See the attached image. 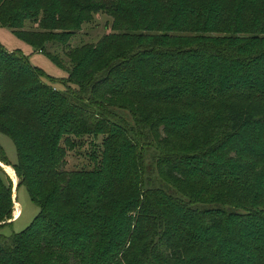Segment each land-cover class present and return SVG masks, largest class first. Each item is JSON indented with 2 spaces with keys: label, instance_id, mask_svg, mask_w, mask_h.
Masks as SVG:
<instances>
[{
  "label": "trees",
  "instance_id": "16d2710c",
  "mask_svg": "<svg viewBox=\"0 0 264 264\" xmlns=\"http://www.w3.org/2000/svg\"><path fill=\"white\" fill-rule=\"evenodd\" d=\"M259 2L0 0V27L69 72L57 90L0 46V133L39 208L0 237V264H264V148L246 137L264 130ZM100 13L112 32L71 48ZM87 136L101 159L63 170L62 143ZM1 169L0 227L15 205Z\"/></svg>",
  "mask_w": 264,
  "mask_h": 264
},
{
  "label": "rangeland",
  "instance_id": "374dc122",
  "mask_svg": "<svg viewBox=\"0 0 264 264\" xmlns=\"http://www.w3.org/2000/svg\"><path fill=\"white\" fill-rule=\"evenodd\" d=\"M254 10L264 11V2L253 4V6L249 5L245 11L252 12ZM111 25L112 19L108 15L102 13L95 15L94 19L90 23L84 24L81 30L71 39L69 43L71 48H79L84 45L98 43L105 34L112 32ZM262 37H264V35ZM0 46L9 53H17L24 56L33 67L44 73L49 79L47 82L50 86L57 90L64 89L62 81L69 78V72L56 65L46 54L38 52L36 48L19 38L11 29L0 27ZM51 51L53 53H58L61 56V59L65 61L63 49L56 46L53 47ZM69 87L76 89V86L72 84L69 85ZM121 113L124 115L126 114V117L128 115L125 112ZM246 137L248 140L252 141L257 150L264 148L262 147L264 143V130L260 129L256 132H251ZM74 141L76 143L74 150L69 149L67 145L62 143L68 151L63 170L76 171L81 169H93L96 164L95 160L97 161L101 159L104 137L87 136L82 139H75ZM0 147L5 154L7 163L11 166L17 165L18 152L12 139L0 133ZM92 155L96 157L92 158ZM148 162L150 163V160ZM1 168L2 171L7 169L2 166ZM6 171L4 172V179H9V183L11 182L13 187L16 185V202L18 204L14 200L15 205L12 219L9 221L10 224L0 227V237H11L13 234L21 233L32 224L36 216L39 214V208L31 200L27 187L21 185L17 188L19 179L16 176V173L13 176L12 172ZM16 216L17 218L15 219Z\"/></svg>",
  "mask_w": 264,
  "mask_h": 264
},
{
  "label": "crops",
  "instance_id": "0c3cea01",
  "mask_svg": "<svg viewBox=\"0 0 264 264\" xmlns=\"http://www.w3.org/2000/svg\"><path fill=\"white\" fill-rule=\"evenodd\" d=\"M1 163V162H0ZM2 165V167L3 168H9V170H11V172L13 173V176H14V174H15V172H14V170H13V168H12V166H5L4 164H1ZM5 171H6V169H4ZM7 172V171H6ZM13 182H14V184H15V181H14V179H13ZM14 189H13V191H14V195H13V197H14V200H15V202H16V185L13 187ZM17 203V202H16ZM18 204V203H17ZM19 206V205H18ZM20 212V211H19ZM15 220V219H14ZM13 221V220H12Z\"/></svg>",
  "mask_w": 264,
  "mask_h": 264
},
{
  "label": "bare ground",
  "instance_id": "6f19581e",
  "mask_svg": "<svg viewBox=\"0 0 264 264\" xmlns=\"http://www.w3.org/2000/svg\"><path fill=\"white\" fill-rule=\"evenodd\" d=\"M6 170L9 171V172H11V170H9L8 168H7ZM9 172H8V173H9ZM15 213H16V212H15Z\"/></svg>",
  "mask_w": 264,
  "mask_h": 264
},
{
  "label": "water",
  "instance_id": "95a60500",
  "mask_svg": "<svg viewBox=\"0 0 264 264\" xmlns=\"http://www.w3.org/2000/svg\"><path fill=\"white\" fill-rule=\"evenodd\" d=\"M1 164H2V163H0V166H2ZM16 218H17V216L15 217V219H16Z\"/></svg>",
  "mask_w": 264,
  "mask_h": 264
}]
</instances>
